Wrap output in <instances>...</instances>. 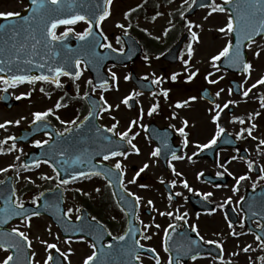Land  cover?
Segmentation results:
<instances>
[{
  "label": "flooded vegetation",
  "instance_id": "obj_1",
  "mask_svg": "<svg viewBox=\"0 0 264 264\" xmlns=\"http://www.w3.org/2000/svg\"><path fill=\"white\" fill-rule=\"evenodd\" d=\"M116 3L122 5L121 22L112 23L109 20V15L98 27L99 31H102L103 35L107 37L105 43H111L115 49H125L126 45L122 39V34H128L140 43L143 53L133 64L124 67L113 65V69L122 68L125 70L123 72L125 75L121 80L124 86L121 93H132L131 97L135 101L133 103L129 101L128 105L123 102L116 103V106L119 105V107L115 109L111 107L108 111L100 113L99 120L106 128L116 124L117 133L124 132L131 127L132 130L129 132V138L134 137L132 143L140 151L136 153L131 148V145L126 141L120 140V149L122 146L127 145L126 149H121L128 152L127 158L117 156L105 162L112 167H114L117 161H120L124 165V172L122 174L123 189L127 188L130 193L135 194L134 196L141 197L135 220L140 228L138 240L140 244L144 245V248L149 250L155 249L160 264H168L170 257L169 251L166 252L164 250L166 230L171 236L168 248L181 244H193L192 241H196L197 243L200 240L206 245L216 246L222 254L221 257L214 254L199 256L195 260H189V263L195 262L198 259L206 260L209 258L225 264L230 261L233 254L231 253V245L237 244L240 238L249 232L245 229L244 214L241 209V196L235 193L230 195L225 194L224 178L227 177L228 182L232 180L226 174V166L221 152L227 148L229 152L234 151L236 153L239 151L238 154L240 155V151L243 148V137L234 136L238 137V148H218L212 153L206 152V150L215 145L207 149L198 147L199 145L207 144L217 135V132H215L216 134L211 132L208 138H205L204 135H198V132H194L199 129L203 131L200 128L201 124L198 122L199 128L193 129L194 125L192 121L194 120L190 122L185 114L182 113V107L177 106L180 103L177 98H174L172 93L179 86L171 77L166 76L167 70L172 69L173 65L162 59L181 36L187 34V32L190 33L193 18L186 16L185 13L188 10L187 8L191 6V3L190 1V4L185 3V0H135V2L112 0L111 9L112 6L114 8ZM177 4L180 6L179 8L175 6ZM37 7V5L31 4V0H0V12L20 13L19 17H0V24L6 26L0 30V51H16V48L10 49L11 45L15 43L16 47L19 48L22 41H25L26 36L29 37L27 41L29 45L35 42L29 36L30 30H27V25L23 20L25 16L30 18V23L36 29L35 35L37 38L42 37L44 25L40 23V17L45 14L46 9H39L34 12L33 9ZM33 16L36 17V20H31ZM165 18H167L165 22L160 23V20ZM120 25L124 27H120ZM65 27L61 25L57 29V33L63 32ZM73 27L75 28V32H82L88 25L86 22L81 21ZM13 29L19 30L20 35L14 36ZM93 30L97 33V27H94ZM67 39L69 40L67 45H70L74 50L77 44H81L74 34H70ZM191 41L192 38L190 37L183 43L182 51L179 54L180 57L184 51H188L186 48ZM57 50L67 51L63 45H57ZM25 51L31 52V48L29 47ZM37 51L41 55L47 54L49 57L52 56V53L50 56L47 49H44L42 45L37 46ZM85 51L79 49V51L75 52L83 54ZM34 59L37 64L44 62L40 56H35ZM0 60L4 61L5 59L0 57ZM50 61L52 62L49 59L48 64H50ZM140 62H146L150 65L156 62L163 64V66L158 67V70L160 69L163 73V76H161L163 78L162 82L154 85L150 84V88L153 90L148 88L146 91H143L135 84L133 72L137 73L141 78L151 79L152 81L159 77L157 76L158 73L138 70L136 66ZM37 64H29V67L31 69H40ZM45 68L47 69V66ZM81 70L82 75L79 79L61 76L60 87H57L54 83L45 81L26 82V94L31 93V95L21 97L17 108L28 103L30 105L37 104L33 106L34 110L31 112L32 119L35 112H44L52 109V112L45 120L49 121L59 133H66L64 132L66 127L73 128V125L67 122L76 120L77 124H79L91 111L88 96L86 97L85 93L97 95L98 89L102 90L95 86L90 73L83 64L81 65ZM128 76L131 78L125 79ZM89 80L92 81V84L88 83ZM3 84L4 88L3 90L0 89V94L5 89L14 85L11 83L5 84L4 82ZM93 86H95L94 91ZM41 89H44V91H41ZM164 90H168L167 97L163 95ZM118 92L119 87L116 88L115 94H120ZM196 92L197 95L200 94L199 87H197ZM57 103L62 106L57 108ZM157 103L159 107L149 115V110ZM0 104L2 105L1 102ZM142 111L143 115L141 118ZM185 120L188 121L187 126L183 123ZM61 121L65 123H61ZM132 121H136L137 123L132 126ZM89 127L91 126L89 125ZM181 127L187 133L188 143L186 146L183 143L185 137L177 131ZM117 137L119 138V136ZM220 137L217 138V143L220 141ZM37 138H40L42 142H50L52 135L46 130L43 134L36 136L29 145L35 142ZM89 139V135L85 132L83 144H87ZM165 142L168 145L167 147H165ZM157 147L161 148V155L153 156L152 152ZM173 151L181 159H173ZM246 155L247 159L250 155L248 152ZM83 158L86 159V156L83 155ZM228 159L229 157L226 158V160ZM98 161L101 162L102 160ZM85 162L86 160H83V163ZM145 164L148 167L137 176V172ZM173 168L175 171H173ZM218 173L220 174L218 175ZM8 175V173H5L1 179H4ZM97 177V175H90V178H79L69 181L67 184H62L59 175L53 174L49 181L43 180L38 185H34L32 181L28 180L19 182L18 177L13 175L17 197L22 198L21 201H24V204L33 203V200L42 191L62 187L67 213L71 219L73 221H80L77 220V216L82 217L84 211L88 212L90 219L96 217V220L104 224L108 235L111 233L106 241V244H109L112 237L123 235L128 230L130 226L129 216L118 205L112 185L109 184L107 179H100L104 187L101 188V191H96ZM133 179H135V182L130 183ZM173 181H175V184H173ZM185 181L188 187H184ZM255 184L258 186L261 184V181L255 182ZM98 195L102 196V199L96 200ZM149 201H152V203L149 204ZM68 209H72V211L68 212ZM161 213L165 214L162 215ZM167 213H172V215L169 216ZM39 216L49 218L44 215ZM178 217H183V219H178ZM24 221L26 220L13 221L10 227L12 229L18 228L24 232L20 227V223ZM17 223H19V226H15ZM156 225H159V227ZM169 225H173L174 230ZM254 225L258 230L261 228L260 221H255ZM192 226H195L196 231L192 230ZM201 236L203 240L200 239ZM145 237H151V239H146ZM67 239L79 241L80 246L88 250V254L84 256L85 259L96 250V248L93 249L91 247V244L94 242L86 236L66 238L65 240ZM208 241H215L216 243H208ZM6 254L7 256L10 254L9 249H0V255L6 257ZM140 257L141 264H152L154 260L156 262L157 258L153 259L150 253H144ZM180 264L184 263L180 262Z\"/></svg>",
  "mask_w": 264,
  "mask_h": 264
},
{
  "label": "snow or ice",
  "instance_id": "obj_2",
  "mask_svg": "<svg viewBox=\"0 0 264 264\" xmlns=\"http://www.w3.org/2000/svg\"><path fill=\"white\" fill-rule=\"evenodd\" d=\"M196 0H193V3H195ZM112 0H104V7H101L100 3L98 2V0H87V2H85V0H31V4L32 5H37V8H34L33 11H38L39 9H46V12L44 15H42L40 17V23H42L44 25V30H43V35L41 38H37V36L35 35L36 29L33 28L32 23H30V18L25 16L23 17V20L25 22V24L27 25V30L29 31V36L31 38V40L35 41L34 43H32L31 45H29L28 38L29 37H25V42L21 43L19 45V48L16 47V44L13 43L12 47L16 48V55H15V59L17 61H19L21 59L20 53L24 52L26 49H28L29 47L31 48V52L28 54L27 58L24 60L25 64H37V62L35 61L34 57L35 56H40L41 60L44 61L43 63H38L37 66L40 69H44L47 66L48 72L52 73L53 75H45V74H41L38 76H28V75H13L11 77V81L13 82V84L16 83H22V82H30V83H34L36 81H45V82H51L56 84L57 87L61 86V82H60V77L61 76H68V77H72L74 79H79L80 76L82 75V70H81V65L83 64L85 67H87V63H91L93 61L99 62L100 60L103 59L102 54L97 51V48H109L112 49V45L111 43L108 44H104L102 43L100 40L96 39L97 33L94 32V27H99L100 23L102 21H104L109 15L110 12L107 8L108 5H111ZM233 3V0H225V4H231ZM205 6H209L212 9V12H224L226 11L225 7L223 5H216L215 4V0H212V3L210 5H204L201 4V7H205ZM237 11H236V17L235 20L233 18V16H229L228 17V21H227V25L226 27H222L219 29L220 32L225 33L226 35L229 33H237L236 35V44H235V48L233 47V42L232 40H229L227 42V44L222 48V50H220L218 52L217 55L212 57L213 61H220L221 58H226L229 62V66L230 67H239L242 66L243 67V71L246 72L249 76L251 75L252 72V68L253 65L246 61L244 59V54L241 50L242 45L244 43V41H247L246 47L251 49L253 47V45L256 44V37L257 36H261L264 35V0H244V10L241 11L240 5L236 6ZM211 15V13H209ZM181 15H183V13H181ZM20 13L18 12H0V17H5V18H11V17H19ZM31 20H36V17L33 16L31 17ZM86 22L88 27L82 31V32H75V28L73 27L74 25H76L79 22ZM239 21V30L237 31V27H236V22ZM64 25L65 30L61 33H57V29L61 26ZM6 26L3 24H0V30L4 29ZM120 27H124L123 25H120ZM70 34H74L75 37L81 41L84 42L83 47L86 48V53L87 56L92 57V60H87V57L85 58H81L79 55L72 57V56H68L65 55L62 59H57L61 57V51L57 50V45H63L64 48L67 49V52L71 53L74 52L75 50L70 46L65 44L64 42L67 40V38L69 37ZM13 35L14 36H19L20 35V31L13 29ZM99 35H103V32L101 31L99 33ZM193 39H198L196 33H192ZM104 39L106 40L107 37L104 36ZM119 42V41H118ZM38 45H42V47L44 49H47L48 52L52 53V56L49 57L47 54L45 55H41V53L39 51H37V46ZM113 51H117V52H122L123 49H112ZM189 51H191V47L189 46ZM261 54L260 51H256L254 53V55L256 57H259ZM49 59L52 60V64H48ZM5 62L3 60H0V64H4ZM187 63V62H186ZM215 67H217V69L219 70L218 66L214 65ZM5 68L4 67H0V73L4 72ZM177 75L176 73H174L171 76V79L173 81H175L177 79ZM196 75V72L191 73V75L188 76V80H192L193 77ZM113 78H115L116 74L113 72L112 73ZM131 77H125V79H130ZM146 79V78H145ZM162 77H157L155 80L152 81L153 84H159L162 82ZM0 81H3L5 84H8L9 81L6 80L3 76H0ZM210 83H216L217 81L215 80H211L209 81ZM89 84H92V81L89 80L88 81ZM107 80L104 81V84H107ZM257 84H261L264 85V77H261L258 81ZM257 85L253 84L250 88H248L247 90H245L243 92V95L245 97H247L249 95V93L252 91L253 88H255ZM7 89H5L6 91ZM95 90V86H93V91ZM41 91H44V89H41ZM220 91H223V89H221ZM231 91V89L229 90ZM22 95H31V93H27V94H22ZM89 94L85 93V96L87 97ZM153 95H155V93H153ZM163 95L165 97L168 96V90H164L163 91ZM217 96L220 95V92L216 93ZM17 99H20V97H17ZM132 97H126L123 100V103L128 105L129 104V100H131ZM192 100H195L196 97H191ZM101 100H104L103 97H101ZM187 103V102H185ZM104 104L107 105V101L104 100ZM261 105L262 107H264V97L261 98ZM62 105L57 103L56 107L60 108ZM178 107H182L183 105L178 104ZM112 105H107V107H101L100 111H108L109 109H111ZM116 107H119V105H117ZM159 107V104H155L153 105V107L149 110V115H151L153 112H155L157 110V108ZM217 108H219L220 106L217 105ZM224 108L228 107V104H224L223 106ZM100 111H90L88 113V116L84 117V120L81 121L79 124H77L76 120H72L69 121L67 123H71L73 125V128H65L64 132L66 133H71L74 129H79L81 127H83L84 123L89 119V117H93V116H99L100 115ZM52 112V109H48L47 111L44 112H35L34 115V121L33 123L35 124L38 121H43L46 119V117H48V115ZM143 115V111L141 112V118ZM255 115H259V113H255ZM57 119H59V117H57ZM214 121H219V114L215 115L213 117ZM6 123H12L11 121H8ZM15 123L19 124V121H16ZM61 123H65L64 121H61ZM118 123V122H117ZM137 122L136 121H132V126H134ZM184 125L187 126L188 121L185 120ZM241 123H243V121L241 120ZM5 127V125L0 124V128ZM174 127V126H173ZM254 127V126H253ZM132 128L129 127L126 131L124 132H116V124H114L112 127H109L106 129L107 132L112 133L113 136H119L121 141H126L129 145H131V148L133 149V151H135L136 153H139L140 149L132 143V139H134V137H132L131 139L129 138V132H131ZM182 136L185 137L183 143L186 146L188 143L187 140V133L185 132L184 128L181 127L177 130ZM248 134L251 135V129H247ZM224 132L223 128H219V131L217 132V135L214 136L207 144H203V145H199L198 147H200L201 149H207L213 145H215L217 143V138ZM96 133L100 136H102L103 141L107 142L108 144H112L113 141V136H107V135H103L102 131L100 128L96 129ZM59 136H62L63 133H58ZM138 135V134H137ZM9 139H16L15 137H9ZM6 142V141H5ZM42 143L47 144L48 141H35V144L37 146L41 145ZM261 144H264V140L260 141ZM167 143L165 142V147H167ZM13 147H15V145H13ZM120 149V144L117 142L116 143V148L115 149H109L107 152L103 153V160L107 161L112 157H125L127 158L128 152L125 150H119ZM161 148L157 147L153 152L152 155L153 156H159L161 155ZM97 155H100V153H97ZM59 156L60 157H64L65 156V152L64 151H60L59 152ZM172 158L173 159H181V157H178L176 155V153L173 151L172 152ZM48 160H44V163H48ZM76 162H80V157H76V160L73 161V163ZM64 163H67V161H64ZM89 163H91V161H89ZM39 162H37V166H38ZM148 165L145 164L143 168H141L138 172H137V176L140 175L141 172L144 171L145 168H147ZM252 167V164H249V168ZM96 165H92V169L95 170ZM7 169H0V171H6ZM115 170H119L118 172ZM173 171H175V169L173 168ZM261 171H264V168L261 169ZM124 172V165L120 162L117 161L114 165V168H105L103 171H93L92 173L89 172H85V171H77L72 173V179L75 180L77 178H90L91 174L94 175H102L104 176L106 179H109V177L113 176V175H119L122 176ZM178 174V173H177ZM220 173H218L219 175ZM59 175V174H57ZM202 175V173H201ZM249 179V177L247 176H240L237 180V185H239L240 181ZM262 180H264V176L261 177ZM135 179H133L132 181H130V183H134ZM0 183H3L2 181H0ZM62 184H67L68 181L67 180H62L61 181ZM112 181L111 179H109V184H111ZM121 183V187H123V181L121 179L120 181ZM173 184H175V181H173ZM184 187H188L187 182H184ZM253 188L256 187V184L254 183L252 185ZM125 193H127L129 196H134V193H130L128 191L127 188L123 189ZM239 188L236 187L234 189V191H238ZM97 191H99V189H97ZM15 195V193L13 192V196ZM177 195H179V193H177ZM210 195V194H209ZM40 196H43V193L40 194ZM39 199V197L35 198L33 200V203H36L37 200ZM123 199V197L121 198ZM141 200V197L139 196H135V204L138 205L139 202ZM229 200H231V198H229ZM241 200H243V197L241 198ZM119 203V201H118ZM149 204L152 203V201L148 202ZM11 204L12 207L9 208L8 205ZM0 211H3L7 218H11L12 215L15 216H20L23 217L25 220H30L32 216H39L41 213L39 211H33V212H28V210L25 208V204L23 201L16 199V200H12L11 197H8L5 200V207L3 209H0ZM72 209H68V212H71ZM127 214V213H126ZM162 215H164L165 213H161ZM167 215L171 216L172 213H167ZM254 215H260V213H254ZM68 219L70 220L71 217L69 216ZM81 217L77 216V220H80ZM178 219H183V217H178ZM92 220H96V217H92ZM3 223H7V219H5L3 221ZM131 223V222H130ZM157 227H159V225H156ZM230 226H231V222H230ZM170 228H173L174 230V226L173 225H169ZM261 228H264V224L260 225ZM139 229L134 230L132 227H129L128 230L123 234V235H119V236H114L112 237V239L114 240H118V241H125L126 238L131 235L133 239H135V231H138ZM192 230L196 231L195 226H192ZM79 231H83V229H79ZM197 234H199L197 232ZM235 235V233H233ZM0 235H5L8 237V240H5L4 242L0 243V249H14L15 252L12 255H8L6 256L5 259H3L2 261H0V264H11V262L15 261V264H24V260L27 261V264H33V261L28 260L27 257L24 258V260H21L20 257V253L22 252V242H27L28 247H31V241L29 240V237L22 231H20L18 228H13L11 230V232L8 233H0ZM109 235H111V233H109ZM19 237L20 239H12V237ZM146 239H151V237H145ZM171 239L170 234L168 233V231H165V240H164V245H165V251H169L168 249V242ZM201 240H203V237H200ZM257 240L260 241L261 245L264 246V238H262L261 236H257L256 237ZM46 243V242H44ZM193 244L196 243V241H192ZM208 243H216L215 241H208ZM135 244L138 246V248L142 249L144 248L143 244H140L139 240L135 241ZM91 247L93 249H95L97 247V245L95 243L91 244ZM112 245L109 244L108 248H111ZM48 248L49 249H55L57 252H60V249L57 247L56 244H48ZM249 249H251V245H248L247 247H245L243 249V251L247 252L249 251ZM103 250V248L101 249ZM151 251L155 252V249H151ZM189 251H191V249H189ZM128 254L131 255L133 257V259L135 261H140L141 257L138 254V250L136 248H130L128 249ZM34 255V254H33ZM61 255L67 256V254L65 253H61ZM199 255V253L193 254L192 255V259L195 260L197 258V256ZM97 253L95 251H93V253L89 256L86 257V259L84 260V264H95V262L97 261ZM48 261H53V256L51 254L48 255ZM262 261H264V257L260 258ZM47 264V262H46ZM129 264H131V262H129ZM156 264H160V260L159 257L157 256L156 258ZM168 264H180V260H179V255L177 256V259L175 260V262L173 261L172 257H169V262Z\"/></svg>",
  "mask_w": 264,
  "mask_h": 264
},
{
  "label": "rangeland",
  "instance_id": "obj_3",
  "mask_svg": "<svg viewBox=\"0 0 264 264\" xmlns=\"http://www.w3.org/2000/svg\"><path fill=\"white\" fill-rule=\"evenodd\" d=\"M129 1L135 2V0ZM222 2H225V0L215 1L217 5H220ZM121 6L122 5L119 3L114 5L115 14L112 17L113 23L117 20H121ZM175 6L178 8L180 7L178 4ZM209 13H211V15ZM217 13L219 14H215L212 12L211 8H208L199 11L198 14L193 17L191 27L194 30L193 33H196L198 39H194L191 51H189L188 48V51L183 53L181 61L177 65H173L172 69L170 68L167 70V76L170 75V73L180 72L178 74V80H181V84H184V86H182L179 81V88L174 90L173 96L183 105L182 113L185 114L188 120L190 122L191 120H194L192 121V124L194 125V127H192L193 129L199 128L198 122L200 120H202L200 124L203 128H209L210 124H208V117L211 119L213 124L211 130L203 129L202 131L199 129L198 131H194L195 133L198 132V135H204L205 138H208L211 135V132L218 131L219 128H223L230 132L232 131L233 133H245L246 137L243 142V148H245L250 155L247 160L241 159V157L236 154L237 152H229L228 149L222 151L223 161L227 156H230L226 167L234 181V183H230L233 184L231 188L224 187L226 189L225 194L230 195L231 192L238 187L239 190L234 192L237 195H240L244 194L246 188L252 185V181L255 179L252 169L249 168V164H256L259 165L260 168H264V144L260 143L261 140H264V107L261 105V98L264 97V85L257 84V81L261 77H264V37L257 39L256 44L253 45L251 49L247 48L249 62L253 65L251 75L249 76L246 72H244V74L228 73L226 70L219 68V61L212 60V57L217 55L229 40L233 39L231 33L226 35L219 31L220 28L226 27L230 14H228L227 11H217ZM166 19L167 18L160 20V23L165 22ZM256 51L261 52L259 57L254 55ZM214 65L218 66L219 70ZM161 66L162 64L159 62L151 65H148L147 63L139 64L138 70L161 74L160 69L158 70V67ZM193 72H196V75L189 81L188 76ZM123 74V71H121V75ZM233 79L240 81L241 87L244 91L250 88L253 84H256L257 86L252 89L247 97L244 95L238 97L233 94L232 90L229 91L231 88L229 81ZM211 80L217 82L210 83L209 81ZM186 81L189 82L187 83ZM205 85H208L215 94L220 92V95L218 96L219 106L225 102L228 103L233 101L235 107L234 113L231 114L228 112V109L224 107L215 110L213 109V106H208L198 97V99L196 98L192 101L190 96H197V87H199L200 90ZM226 88L228 90H226ZM221 89H223V91H220ZM20 91L26 92L27 87L20 88ZM127 94L128 93L126 92L124 94H115L114 86L112 92L109 93V96L111 97L110 102L116 107V103H119L120 99L125 95L127 96ZM230 94L232 96H230ZM184 101L187 103L185 104ZM34 105L37 104L34 103L33 105H30V103H28L15 110L6 111L0 104V124L5 125V127L0 128V169L16 170L22 173L20 171L22 166L21 161L28 152V149L18 145L13 147L9 137L17 135L19 129L27 125L32 115L31 112L34 110ZM255 113H259V115H255ZM217 114H219L218 122L213 120V117ZM241 120L243 123H241ZM8 121H11L12 123H6ZM16 121H19V124L15 123ZM247 129H251V135L248 134ZM43 173H46L48 176L51 174L48 168L41 167L31 173L20 175L22 180H28V178H26L28 175L33 178L34 182H37L43 178ZM240 176H247L249 179L240 181L239 185H237V180ZM262 176H264V174H262ZM101 185L103 184L97 182L98 188H100ZM99 199H102V196L98 195L96 197V200ZM49 223L50 222L47 221L45 217H36L24 223L23 226H20L27 236L32 238V250L34 254L33 264H46L48 254L52 251V249L48 248V244L56 243H58L56 244L57 247L59 249L61 248V251H64V253L67 254L65 258L66 263L83 264L85 260L84 256L88 254V250L79 246V244L74 241L59 240V237L56 235L57 231ZM49 225L52 229H50ZM248 245H251V249L247 252L243 251ZM259 246V243L255 241V238L252 235L240 240L238 245L232 244L231 253L233 254L231 255V262H233V264H264V261L260 259L261 257H264V249H260ZM2 258L3 255H0V259ZM198 264L221 263H214L211 260H208L207 262H200Z\"/></svg>",
  "mask_w": 264,
  "mask_h": 264
},
{
  "label": "water",
  "instance_id": "obj_4",
  "mask_svg": "<svg viewBox=\"0 0 264 264\" xmlns=\"http://www.w3.org/2000/svg\"><path fill=\"white\" fill-rule=\"evenodd\" d=\"M237 5H240V8H241V11H243L244 10V0H234L233 1V3H231V4H229L228 5V7L229 8H231V10H232V13L234 14V19H235V17H236V11H237V8H236V6ZM236 27H237V31L239 30V21H237L236 22ZM234 34V36H235V43H234V47H235V44H236V35H237V33H233ZM247 41H244V43H243V45H242V48H241V50H242V52L244 51V44L246 43ZM246 55L244 54V59L246 60ZM227 62H228V60L226 59L225 61H224V65H228L227 64ZM236 87H237V85H236ZM249 200V199H248ZM248 200H246L245 202H244V205H247V202H248ZM42 209V210H44V211H47V210H45L47 207H45V209L43 208V204H42V206L40 205V207H39V209ZM26 209H28V208H26ZM50 210H48V212H49ZM250 214H252V212L250 211ZM59 215L61 216L62 214H61V212L59 213Z\"/></svg>",
  "mask_w": 264,
  "mask_h": 264
}]
</instances>
